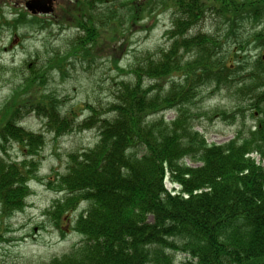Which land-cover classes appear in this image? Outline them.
I'll return each mask as SVG.
<instances>
[{
	"label": "trees",
	"instance_id": "16d2710c",
	"mask_svg": "<svg viewBox=\"0 0 264 264\" xmlns=\"http://www.w3.org/2000/svg\"><path fill=\"white\" fill-rule=\"evenodd\" d=\"M56 9L50 20L15 11L0 24V38L3 28L72 24L71 51L94 59L109 50L121 77L107 108L88 104L80 119L42 89L48 67L71 51L49 65L25 62V87L0 109L1 218L22 211L32 181L43 180L46 136L23 123L35 115L56 138L98 133L93 146L68 154L64 172L49 175L47 184L62 195L50 210L53 224L65 233L61 224L78 213L72 230L83 238L47 264H176V253L187 264H264V165L254 156L264 158V0H61ZM161 12L173 17L168 45L119 65L125 29H146L145 19ZM209 19L225 32L201 29ZM207 88H235L250 103L254 125L210 143L194 124ZM14 143L24 151L19 160L9 152ZM167 178L180 190H169Z\"/></svg>",
	"mask_w": 264,
	"mask_h": 264
},
{
	"label": "rangeland",
	"instance_id": "374dc122",
	"mask_svg": "<svg viewBox=\"0 0 264 264\" xmlns=\"http://www.w3.org/2000/svg\"><path fill=\"white\" fill-rule=\"evenodd\" d=\"M60 1L55 7H59ZM0 4V24H4L5 17L12 18L15 11L23 8L24 1L0 0ZM144 23H148V28L141 29L139 24L131 31L125 29L121 42L126 43V49L119 54V65L122 67H128L140 53L168 45L166 30L173 23L169 12L148 16ZM62 24L65 25L63 29L55 24L44 31L27 28L18 31L2 29L0 109L16 88L25 87L23 75L30 72L28 65H24L26 61L37 67L47 63L49 65L65 57L73 49L77 28L72 24ZM200 28L215 34L225 32L223 25H217L213 19L201 23ZM106 39L111 41V37ZM110 53L106 50L102 55H95L91 59L88 56L83 58L80 52L71 51L70 56L58 63V66L52 69L48 67L50 70L46 74L47 82L42 86L43 91L54 95L65 110L73 109L80 119L88 116V104L107 108L112 101V82L121 77V73L112 63ZM203 96L204 99L195 113L194 124L210 143H225L234 138L238 130L247 131L256 122L251 114L250 103L242 101V96L237 94L235 88L214 92L213 88H207ZM209 111H219L225 115L219 114L210 118ZM233 114H237L236 119L230 118ZM174 116V111L166 114L168 119ZM23 123L28 129L42 132L46 136V144L40 155V176L43 180L32 181V193L22 211L1 218L0 205V264H47L52 258L69 252L73 245L82 240V236L72 230L71 220L78 213H72L70 220L65 219L61 224L65 233L53 224L50 210H53L54 202L62 195L47 184L49 175L54 177L55 171L64 172L68 154L93 146L98 140V133L91 129L76 130L56 138L48 130L45 121L35 115L27 117ZM9 152L17 160L24 154L17 143H14ZM254 156L264 165V158L258 154ZM189 163L194 164L190 161ZM166 184L168 188L173 187L168 180ZM175 261L176 264H187L188 257L186 254L176 253Z\"/></svg>",
	"mask_w": 264,
	"mask_h": 264
},
{
	"label": "water",
	"instance_id": "95a60500",
	"mask_svg": "<svg viewBox=\"0 0 264 264\" xmlns=\"http://www.w3.org/2000/svg\"><path fill=\"white\" fill-rule=\"evenodd\" d=\"M54 1L55 0H29L27 1L26 5L28 9H30L34 13L36 12L49 13L54 10L53 7Z\"/></svg>",
	"mask_w": 264,
	"mask_h": 264
}]
</instances>
